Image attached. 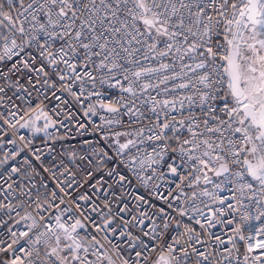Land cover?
<instances>
[{
    "label": "snow or ice",
    "instance_id": "snow-or-ice-1",
    "mask_svg": "<svg viewBox=\"0 0 264 264\" xmlns=\"http://www.w3.org/2000/svg\"><path fill=\"white\" fill-rule=\"evenodd\" d=\"M0 150V264H264V0H0Z\"/></svg>",
    "mask_w": 264,
    "mask_h": 264
},
{
    "label": "built area",
    "instance_id": "built-area-1",
    "mask_svg": "<svg viewBox=\"0 0 264 264\" xmlns=\"http://www.w3.org/2000/svg\"><path fill=\"white\" fill-rule=\"evenodd\" d=\"M219 40L221 43H224V38L223 35H221L219 37ZM220 63H223V61H220ZM227 85H224V90H226ZM224 90L221 91V95H224ZM153 95H155L156 93L153 92ZM163 96V94H162ZM170 98V97H169ZM228 103H231V98L228 97ZM175 114V113H174ZM94 120H96L97 122H99V117H93ZM41 127L43 126V120L38 121L37 122ZM49 131H52V129H49ZM63 131V130H61ZM18 135H23L26 138H31L32 143H33V147L35 148H41L45 151L44 156L42 157L43 161L45 164L48 163V161L51 159V156L48 155L47 153V149H46V145H51L54 143V146L56 148L57 153L60 152L63 148H68L71 149L72 145L76 144V141H51V140H46V137L44 135V133H38L36 135H31L29 129H20V132L18 133ZM2 151V150H0ZM27 154V150H25V152L22 154V156L19 159H23V155ZM55 154V153H54ZM37 167H39V164H37ZM37 179H39V177H37ZM14 215V214H13ZM4 235V230L0 229V238H3ZM10 242V241H9Z\"/></svg>",
    "mask_w": 264,
    "mask_h": 264
}]
</instances>
